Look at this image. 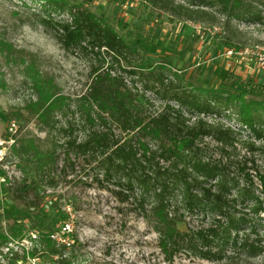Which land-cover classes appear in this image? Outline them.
<instances>
[{"label": "trees", "instance_id": "1", "mask_svg": "<svg viewBox=\"0 0 264 264\" xmlns=\"http://www.w3.org/2000/svg\"><path fill=\"white\" fill-rule=\"evenodd\" d=\"M30 1L41 4L42 14L33 15L54 32L65 51L93 54L99 65L92 66V82L76 98L57 93L53 82L39 74L29 77L35 99L26 108L37 116L49 145L45 148L24 137L11 146L24 169L22 179L7 188L8 197L40 218L33 221L35 234L18 220L4 228L0 219V249L8 250V258L15 263L30 259L35 264H77L70 248L76 240L72 244L56 240L44 218L41 184L58 168L61 153L63 172L75 166L74 156L94 174V180L112 186L110 191L120 202L136 206L159 235V247L169 262L181 254L219 264H252L263 258L264 131L261 115L247 98H264V85L227 72L228 91L182 89L163 66H146L126 39L87 9L66 0ZM149 2L176 19L212 25L222 22L234 33L238 31L233 22L264 27V0ZM106 57L111 63L103 70ZM149 93L164 103L160 111H151L154 105ZM230 109L262 141L257 145L251 139L245 144L251 153L260 154L263 164L252 160L248 166L246 161L233 172V162L207 157L202 146L206 139L216 142L222 153L239 141V133L231 127L205 119ZM186 112L198 117L193 121ZM49 183L54 185L53 178ZM187 217L196 218L200 225L180 229ZM27 238L32 247L20 256L14 246Z\"/></svg>", "mask_w": 264, "mask_h": 264}, {"label": "rangeland", "instance_id": "2", "mask_svg": "<svg viewBox=\"0 0 264 264\" xmlns=\"http://www.w3.org/2000/svg\"><path fill=\"white\" fill-rule=\"evenodd\" d=\"M66 1L87 9L117 31L139 52L146 66H163L165 73L182 89L198 93L208 89L228 91L224 82L227 72L264 85V27L233 22L234 31H238L234 33L226 30L222 22L212 25L176 19L153 8L149 0ZM23 2L0 0V219L4 228L18 220L35 234L33 221L40 216L11 202L7 194V188L22 179L24 169L11 151L13 143L28 137L45 148L49 145L46 134L38 126L37 116L26 108V103L35 99L29 77L39 74L53 82L57 93L76 98L86 92L93 79L92 66L99 63L93 54L65 51L54 32L39 24L33 15L42 14L41 4L26 0L31 7L27 11ZM64 19L68 17L65 15ZM229 50H233L232 55ZM110 63V58L106 57L103 70ZM125 79L131 84L129 76L125 75ZM136 86L141 89L139 83ZM148 96L154 105L152 112L164 107L154 95L149 93ZM247 103L261 115L260 125L264 131V98L248 97ZM186 116L193 121L198 117L188 112ZM205 119L211 123L221 122L239 133L235 148L225 153L216 142L206 139L202 146L207 157L222 158L220 160L227 164L233 162L230 167L233 172L246 161L248 166L252 165V160L263 164L260 154L251 153L245 144L251 139L257 145L262 141L252 136L232 109L220 116L207 115ZM63 158L61 153L58 168L41 184L46 203L44 218L54 229L56 240L63 239L70 244L76 240L70 248L77 255V264H219L185 254L169 262L159 247V235L133 203L120 202L110 191L113 187L94 180V174L74 156L75 166H68L63 172ZM50 178H53V186ZM255 183L260 187L256 177ZM199 225L196 218L187 217L179 227L186 230ZM14 247L24 256L32 242L27 238ZM0 251V264H35L30 259L15 263L8 258L7 249ZM252 264H264V257Z\"/></svg>", "mask_w": 264, "mask_h": 264}, {"label": "built area", "instance_id": "3", "mask_svg": "<svg viewBox=\"0 0 264 264\" xmlns=\"http://www.w3.org/2000/svg\"><path fill=\"white\" fill-rule=\"evenodd\" d=\"M246 52H247V50H246ZM229 54H233V50H229V52H228ZM262 59V61H263V58H261ZM56 239V238H55ZM59 241V240H58ZM60 241H62L63 242V239H61Z\"/></svg>", "mask_w": 264, "mask_h": 264}]
</instances>
